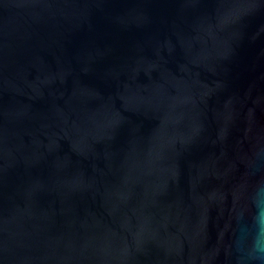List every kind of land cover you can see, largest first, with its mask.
<instances>
[{
  "label": "water",
  "instance_id": "obj_1",
  "mask_svg": "<svg viewBox=\"0 0 264 264\" xmlns=\"http://www.w3.org/2000/svg\"><path fill=\"white\" fill-rule=\"evenodd\" d=\"M0 264H264V0H0Z\"/></svg>",
  "mask_w": 264,
  "mask_h": 264
}]
</instances>
